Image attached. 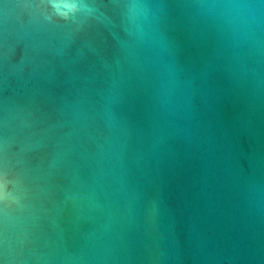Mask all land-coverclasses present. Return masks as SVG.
Here are the masks:
<instances>
[{
    "label": "water",
    "instance_id": "1",
    "mask_svg": "<svg viewBox=\"0 0 264 264\" xmlns=\"http://www.w3.org/2000/svg\"><path fill=\"white\" fill-rule=\"evenodd\" d=\"M0 264H264V0H0Z\"/></svg>",
    "mask_w": 264,
    "mask_h": 264
}]
</instances>
